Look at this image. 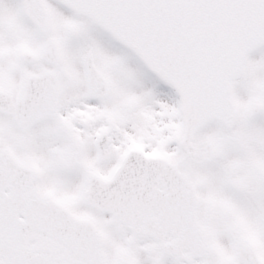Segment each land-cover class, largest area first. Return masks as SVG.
<instances>
[{
    "label": "snow or ice",
    "instance_id": "1",
    "mask_svg": "<svg viewBox=\"0 0 264 264\" xmlns=\"http://www.w3.org/2000/svg\"><path fill=\"white\" fill-rule=\"evenodd\" d=\"M0 264H264V0H0Z\"/></svg>",
    "mask_w": 264,
    "mask_h": 264
}]
</instances>
